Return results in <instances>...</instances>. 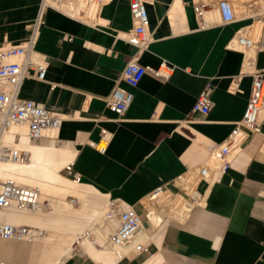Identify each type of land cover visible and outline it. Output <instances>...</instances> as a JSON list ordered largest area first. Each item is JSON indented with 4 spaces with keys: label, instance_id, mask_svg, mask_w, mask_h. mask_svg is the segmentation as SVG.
<instances>
[{
    "label": "crops",
    "instance_id": "1",
    "mask_svg": "<svg viewBox=\"0 0 264 264\" xmlns=\"http://www.w3.org/2000/svg\"><path fill=\"white\" fill-rule=\"evenodd\" d=\"M42 1L0 0V49L29 39ZM215 3L147 0L153 42L140 53L126 40L134 28L130 0H110L96 22L64 11L67 4L47 2L35 45L48 64L46 78L27 79L20 97L64 121L55 138L33 143L70 151L72 162L62 171L100 193L108 206H133L144 218L143 202L160 188L194 202L180 180L232 135L247 109L254 73L264 70V27L247 68L246 53L230 48L264 13L251 14L252 5L251 13L233 22H208L204 9L214 10ZM137 57L145 67L166 61L175 70L169 80L149 72L137 88L121 83L134 101L120 116L105 99ZM207 90L210 112H194ZM104 132L110 140L101 153L91 144ZM231 160L213 181L199 183L196 194L204 203L185 219H169L164 230L144 223L138 241L148 244L146 251L102 261L78 253L63 264H264V114L261 130ZM41 250L39 244L2 240L0 261L41 264Z\"/></svg>",
    "mask_w": 264,
    "mask_h": 264
},
{
    "label": "built area",
    "instance_id": "2",
    "mask_svg": "<svg viewBox=\"0 0 264 264\" xmlns=\"http://www.w3.org/2000/svg\"><path fill=\"white\" fill-rule=\"evenodd\" d=\"M68 1L43 0L40 8V16L34 23L33 32L29 39L21 45L0 49V137L14 125H27L28 140L30 142H36L46 137L47 131H58L61 127L64 121V117L61 114L52 112L35 101L22 99L20 94L24 82L27 79L45 81L46 78L48 64L37 54L35 45L38 30L42 22L41 15L47 2L63 5L68 3ZM146 4L147 0H130V12L134 28L126 40L131 45L136 46L140 53L146 51L153 42L149 31V17ZM217 8L220 12L222 23H230L237 19L236 12L229 0L219 1ZM257 22L261 23L262 27H264V15H261ZM243 40L240 43H243ZM260 40L256 42V45ZM230 48L239 50L236 48L234 41L230 44ZM174 70L175 67L166 61L162 62L158 68H150L141 65L139 63V57L131 60L125 66L119 82L105 99L107 107L120 116L124 115L134 101V94L132 91L123 88L121 83H126L131 88H137L144 76L149 72L156 77L169 80ZM211 108L212 103L209 98V90H207L198 98L193 111L207 115ZM263 110L264 70L254 73L251 96L243 120L236 125L232 135L211 152L214 159L221 163L220 174L232 166L229 156L234 151L244 148L250 137L261 130V114ZM109 140V135L104 132L100 142L92 143L91 146L95 147L101 153H106ZM20 143V136H17L14 143L11 144H2L0 141V160L14 162L29 161L30 152L18 147ZM193 172L196 176V192L200 182L211 181L208 179L210 169L207 165L202 164L194 168ZM179 184L182 186L181 180ZM168 192L171 191L160 188L152 196L162 193L166 194ZM171 193L174 194L173 192ZM194 197V202H196L197 198L196 196ZM42 206L41 195L37 189L20 186L11 181L1 184L0 210L17 207L22 211L37 212ZM143 208L145 210L144 205ZM107 218L117 219L119 226L107 236L104 244H101L97 240L94 233L91 234V239L98 248L104 249L107 247L115 250L118 260L124 258L130 252L141 253L146 251L148 244L138 241L142 226L144 223L146 224V219L143 218L135 207H124L111 201ZM47 234L48 232L46 230L35 226L0 222V240L16 243H33L43 239ZM0 264L14 263L0 261Z\"/></svg>",
    "mask_w": 264,
    "mask_h": 264
},
{
    "label": "bare ground",
    "instance_id": "3",
    "mask_svg": "<svg viewBox=\"0 0 264 264\" xmlns=\"http://www.w3.org/2000/svg\"><path fill=\"white\" fill-rule=\"evenodd\" d=\"M109 1L110 0H69L68 3H65L67 5L61 8L76 18H81L88 22H96L100 10ZM245 1L248 0L230 1L236 15L240 12L242 13L249 10L252 4L255 6L260 0L248 1L251 2L250 4H245ZM203 14L208 22H213L218 19L221 20L218 8L214 10L205 8ZM262 31V24L258 23L253 31L248 34L242 32L240 33L241 35L237 36L234 40L236 48L244 51L247 55L246 68L250 66L253 59L256 57L257 50H259L256 47V42L261 39ZM242 39H244V42L240 43ZM263 114L264 110L261 116H263ZM57 132V130H49L46 132V137L49 136V138L53 139L57 136ZM17 136L21 138V143L18 147L28 150L30 152V159L26 162L0 160V183L2 181L1 184L11 181L20 186L37 189L41 195L42 210L49 208V204L43 203L44 200L58 198L60 201L58 200V202L56 199L53 201L56 202L57 205L55 204L56 208L51 213L22 211L17 207L0 210V222H7L14 225L23 223L34 225L35 227L50 228L51 232L48 230L49 233L43 239L28 243L42 246L40 258L38 260L41 264L65 263L76 254V243L81 246L83 254L96 260L102 261L105 258H114L115 260L118 258L115 250L107 247L100 249L91 239V234L94 233L97 239L104 244L107 236L113 232L118 221L117 219H108L107 213L105 215L106 206L93 201L89 195L92 193L101 194L90 187L82 185L78 180L71 181L61 174V171L72 162L73 154L66 149L56 146L38 145L30 142L28 140L27 125H14L0 137V141L2 144H11L14 143ZM241 151L242 148L234 151L229 156V160L232 162L231 159L239 155ZM207 163H209V165ZM207 163L205 165L210 169V176L208 179L213 181L220 174L221 163L214 159L212 153ZM195 178L196 176L192 170L181 179V183L182 187L189 194L196 196V202H189L184 196L174 195L171 192L148 197L151 198L152 201L156 200L157 202L155 205L144 203L148 201V198L143 202L144 207L146 206L144 218L147 223L150 224V222L153 221L164 230L169 219H166L159 213V208L170 209L171 214L174 215V217L171 215L173 218L185 219L193 210L194 206L202 205L204 203L203 199L195 192ZM108 207L110 208V204ZM61 226L64 228H61ZM142 231L143 230H141V232ZM141 236L142 235H140L139 239H142Z\"/></svg>",
    "mask_w": 264,
    "mask_h": 264
},
{
    "label": "rangeland",
    "instance_id": "4",
    "mask_svg": "<svg viewBox=\"0 0 264 264\" xmlns=\"http://www.w3.org/2000/svg\"><path fill=\"white\" fill-rule=\"evenodd\" d=\"M216 1V3H215V7H217V5H218V3H219V1H221V0H215ZM229 1H233V0H229ZM258 3H259V5H258ZM253 5V4H252ZM258 5V6H257ZM254 6V5H253ZM255 9H254V12L253 13H251V11H247V13L246 12H240L239 14H237V16L238 17H243V16H245V14H248V13H251V14H255V13H264V0H260V1H258L256 4H255ZM255 25V24H254ZM258 25V23L255 25V26H257ZM255 26L253 27V28H250V29H248V30H246V31H244V32H251V31H253V29L255 28ZM53 133V132H52ZM50 134V133H49ZM37 142H41V141H37ZM201 164H203V163H201ZM208 165H209V163H207ZM61 174L64 176V177H66L67 179H69V180H71V181H74L75 179H72V178H70V177H67V174L64 172V171H61ZM3 182V181H2ZM1 182V183H2ZM1 183H0V185H1ZM90 195V198L93 200V201H96V202H98V203H100V204H103V205H105L106 206V212H105V215H106V213L108 212V210H109V207H108V203H109V201H107L103 196H101V195H98V194H95V193H92V194H89ZM162 195V194H161ZM160 195V196H161ZM159 196V197H160ZM55 199L56 198H50V199H46V200H44L43 201V203L44 204H49V208L48 209H39L38 211H40V213H51V212H53L54 210H55V206L57 205V203L56 202H53V201H55ZM72 199H75V198H72ZM50 200V201H49ZM60 201V199H56V201ZM58 201V202H59ZM156 200H151V198H148V201H146V202H144V203H147V204H151V205H155L156 204ZM56 204V205H55ZM146 207V206H145ZM44 211V212H43ZM159 213H161L163 216H165V218L166 219H175V218H173L174 217V215L173 214H171V210L170 209H165V208H159ZM173 217H172V216ZM172 217V218H171ZM180 221V220H179ZM19 225H28V224H23V223H20ZM29 226H34V225H29ZM117 227H118V221H117V224H116V226H115V228H114V230L113 231H115L116 229H117ZM38 228H44V229H46L47 231L48 230H50V228H46V227H38ZM61 228H64L63 226H61ZM100 229V228H99ZM100 230H102V229H100ZM49 233V232H48ZM141 235V234H140ZM98 241H99V239H97ZM140 240V239H139ZM0 241H2V240H0ZM100 242V241H99ZM101 244H103L102 242H100ZM77 245V246H76ZM75 246L77 247V250H76V254H78L79 252H82V253H79V255H81V254H83V251H82V248H81V246H79V244L77 243V244H75Z\"/></svg>",
    "mask_w": 264,
    "mask_h": 264
}]
</instances>
